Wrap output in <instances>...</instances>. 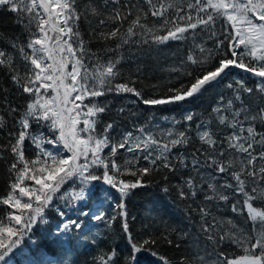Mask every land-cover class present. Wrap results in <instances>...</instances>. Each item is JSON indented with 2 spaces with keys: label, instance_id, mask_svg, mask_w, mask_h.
<instances>
[{
  "label": "snow or ice",
  "instance_id": "obj_1",
  "mask_svg": "<svg viewBox=\"0 0 264 264\" xmlns=\"http://www.w3.org/2000/svg\"><path fill=\"white\" fill-rule=\"evenodd\" d=\"M0 9L13 13L16 23L28 33L25 44L9 41L6 48H0V67L6 68L12 82L31 97L23 113L12 107L6 113L14 121V131L7 134V145L0 146V153L7 151L12 157L9 168L12 181L6 194L0 195V206L7 208L0 214V264H9L33 225L44 220L45 209L55 199L84 200L89 194V185L96 181H103L109 189H114L119 202L112 204L111 213L105 211L103 201L112 200V193L105 190L96 211L83 215H90L94 221H105L108 226L118 218L121 220L129 246L128 255L122 258L123 264H137L143 253L156 257L160 264H171L165 256L152 251L154 239L135 240L129 231L124 203L131 190L142 186L143 177L160 167L169 172L190 169L179 195L193 199L198 193L203 196V203L198 205L199 231L212 251L197 249L196 264H264V131L257 130L258 125L264 128V0H184L183 3L104 0L103 12L107 15L98 19L101 29L98 36L102 41L116 42L115 48L103 50L105 55L118 53L130 41L135 43L134 37H140V43L154 45L192 39L194 47L186 60L198 65L201 74L187 87L170 88L167 95L147 99L129 83L112 84L120 76L118 65L123 56L102 63L88 49L78 29L81 20L78 0H0ZM88 10L101 15L92 4L84 6L83 11ZM149 14L159 21L158 29L148 28L141 22ZM130 16L133 18L129 21ZM218 20H223L219 35ZM125 22L128 26L122 32ZM197 30L213 40L212 49L206 48L205 42H196ZM15 56L24 64L23 76L15 66ZM212 61H217L212 70L205 69L204 65ZM233 67L256 77L255 89L238 80L233 98L225 101L221 97V103L213 109L218 125L227 130L226 135L209 130L207 123L197 125L196 135L202 146H206V150H197L199 155L193 152L189 159L179 151L191 143L187 129L176 132L169 129L162 138L149 131L143 139L129 131L123 134L118 145L111 144L108 138L112 124L105 125L102 133L96 131L99 116L106 110V105L98 103V97L110 92L131 93L144 105L179 104L201 93ZM243 93L259 95L262 103H246ZM183 120L190 123L193 115L189 113ZM3 121L4 116H0V127ZM177 123L174 120L173 127ZM33 126L46 129L47 135L44 131L34 132ZM137 131L145 133L143 128ZM26 142L35 146L34 159L26 158ZM106 148L108 155L104 154ZM118 149L133 154V160L118 164ZM141 158L149 166L130 171L129 165ZM97 169L101 170L100 175H96ZM125 174L137 179L127 181L121 178ZM222 177L227 179L221 183ZM76 180H79L78 191H61ZM230 200L234 201L231 212L245 217L244 222L251 225L250 229H237L231 219L221 220L212 215L210 204ZM57 211L61 217L66 215L64 211ZM82 227L79 221L69 219L57 227L56 233ZM226 227L231 230L225 231ZM225 240L231 241L243 254L217 252L216 245ZM167 242L173 243L171 239ZM119 260L121 257L113 248L102 253L97 264H118Z\"/></svg>",
  "mask_w": 264,
  "mask_h": 264
},
{
  "label": "trees",
  "instance_id": "obj_2",
  "mask_svg": "<svg viewBox=\"0 0 264 264\" xmlns=\"http://www.w3.org/2000/svg\"><path fill=\"white\" fill-rule=\"evenodd\" d=\"M78 2L81 5V9H78L81 12L78 29L88 49L95 53L102 63L109 58L115 60L123 56L118 65L120 76L112 81L113 85L129 83V86H135L147 99L167 95L170 88L180 89L182 85L187 87L194 82L195 76L201 74L198 65H193L186 60L189 50L194 47L191 38L185 41H169L166 44L154 45L140 43V37H134L135 43L130 41L129 44L122 45L118 53L105 55L103 50L115 48L116 42L102 41L98 36L101 30L98 26V19L107 15L103 12L104 0H78ZM121 2L127 3V0H121ZM133 2H139V0H133ZM169 2L183 3L184 0H169ZM87 4L96 6L101 15L96 16L90 10L85 13L83 8ZM144 11L147 9L144 8ZM132 18L130 16L128 20ZM141 22L148 28L158 29L160 26L159 21L150 14L142 18ZM222 25L223 20H218L216 25L218 35ZM127 26L128 23L125 22L121 31H126ZM197 32L196 42H205V47L212 49L213 40L199 33V30ZM158 34L162 35L163 32ZM27 39L28 33L16 23L15 15L0 9V48H6L9 41L25 44ZM8 50L11 51L10 48ZM85 63H88L87 57H85ZM216 63L217 61H212L204 67L212 70ZM15 66L23 76L25 67L18 56H15ZM70 69L71 65H69ZM256 79L233 67L218 81L206 86L201 93L189 100L179 104L159 106L144 105L131 93L110 92L96 98L102 106L106 105L105 112L99 116L100 122L97 124L96 131L102 133L105 125L112 124L108 138L111 144L118 145L122 142L123 134L129 131L143 139L149 131L157 138H162L169 129L174 132L187 129L191 143L186 148H180L179 151L184 152L190 159L191 153L206 150V146H202L196 135L197 125L207 123L209 130L223 132L226 135L227 130L218 125L217 114L213 109L221 103V97L225 101L233 98L238 80H243L247 87L255 89ZM131 82H134V85ZM242 98L246 103L249 101L253 104L262 103L260 96L255 94L248 96L247 93H243ZM30 100L31 97L23 93L20 87L12 82L10 72L0 67V116H4L3 127H0V146L7 145L9 140L7 134L14 131V121L6 114L9 107L16 108L18 113H23ZM236 103L238 106V102ZM189 113L193 115V120L186 123L183 117ZM174 120L179 122L175 127H173ZM139 128L145 129V133L138 132ZM257 130L264 131V128L258 125ZM33 131H44L47 135L46 129H37L33 126ZM162 142H164L163 139ZM173 152L178 154L176 149H173ZM104 154H109L108 148L104 150ZM197 154L199 155V152ZM25 155L28 159H34L35 146L26 142ZM125 160H133V154L124 149H118L116 162L122 165ZM11 163L12 157L7 151L0 153V195L6 194L8 185L12 181V174L9 171ZM148 166L147 162L141 158L138 162L130 164L129 168L130 171H137L139 168ZM190 171V169H179L176 172H169L162 167L153 168L150 174L143 177L142 186L131 190L124 199L129 231L135 240L154 239L156 243L151 245L152 251L165 256L171 264H196L194 252L197 249L207 248L209 252L212 251V246L207 243L206 237L199 231L198 205L203 203V196L198 193L193 199L191 197L181 198L179 195V188L188 178ZM100 174L101 170L97 169L96 175ZM121 178L127 181L137 179L130 174H125ZM223 179L227 177H222L221 183ZM89 188V194L81 201L55 199L53 205L45 209L44 220L33 225L32 231L24 238L20 249L11 257L9 264H97V258L113 248L121 257L118 264H123L122 258L128 255L129 246L121 228V220L118 218L111 226H108L105 221H94L90 215H83L84 212L96 211L102 200V192L105 190L112 193L111 201H103L104 210L111 213L112 204L119 202L118 193L114 189H109L103 181L92 182ZM164 188L168 191L165 192ZM73 189L79 190V180L69 182L61 191L70 192ZM233 202L232 200L228 203L221 201L215 205L210 204L208 207L217 219H231L237 229H250L251 225L244 222L245 217L231 212L230 205ZM57 209L64 211L66 215L61 217ZM6 211L5 206H0V214ZM69 219L79 221L83 227L79 230L73 228L63 234H57V227L62 226L63 222ZM224 230L231 229L226 227ZM169 239L173 241L172 244L167 242ZM216 251L229 255L243 254L229 240L217 244ZM137 264H160V262L156 257L143 253L139 255Z\"/></svg>",
  "mask_w": 264,
  "mask_h": 264
}]
</instances>
